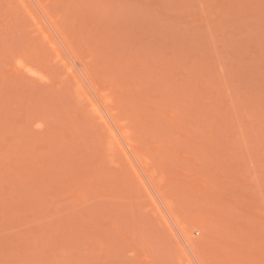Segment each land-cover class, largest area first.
Listing matches in <instances>:
<instances>
[{
  "label": "rangeland",
  "instance_id": "1",
  "mask_svg": "<svg viewBox=\"0 0 264 264\" xmlns=\"http://www.w3.org/2000/svg\"><path fill=\"white\" fill-rule=\"evenodd\" d=\"M0 264H264V0H0Z\"/></svg>",
  "mask_w": 264,
  "mask_h": 264
}]
</instances>
